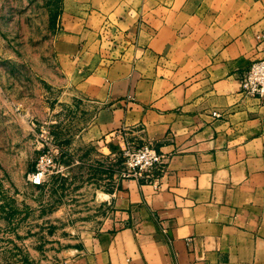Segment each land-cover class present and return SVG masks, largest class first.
Instances as JSON below:
<instances>
[{
    "label": "crops",
    "instance_id": "1",
    "mask_svg": "<svg viewBox=\"0 0 264 264\" xmlns=\"http://www.w3.org/2000/svg\"><path fill=\"white\" fill-rule=\"evenodd\" d=\"M262 34L264 0H61L79 137L169 156L158 190L115 178L70 264H264V107L240 83Z\"/></svg>",
    "mask_w": 264,
    "mask_h": 264
},
{
    "label": "rangeland",
    "instance_id": "2",
    "mask_svg": "<svg viewBox=\"0 0 264 264\" xmlns=\"http://www.w3.org/2000/svg\"><path fill=\"white\" fill-rule=\"evenodd\" d=\"M60 14L61 0H0V264H70L123 170L122 158L79 137L80 107L67 102L76 97L51 46ZM44 125L66 170L33 186Z\"/></svg>",
    "mask_w": 264,
    "mask_h": 264
},
{
    "label": "built area",
    "instance_id": "3",
    "mask_svg": "<svg viewBox=\"0 0 264 264\" xmlns=\"http://www.w3.org/2000/svg\"><path fill=\"white\" fill-rule=\"evenodd\" d=\"M257 40L264 44V34ZM242 94L246 98L257 100L264 107V59L254 62L242 75L240 80ZM215 117H220L214 113ZM35 126V123H32ZM42 146L34 169L28 174L27 181L33 186H43L57 175H62L65 168L59 163L61 148L50 136L47 125L40 129ZM123 161L122 177L142 184H149L154 189L160 188L166 174L169 156L159 153L153 146L146 145L133 148L125 145L121 149Z\"/></svg>",
    "mask_w": 264,
    "mask_h": 264
}]
</instances>
